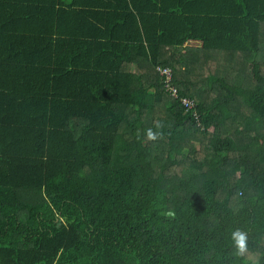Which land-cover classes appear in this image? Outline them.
<instances>
[{"label":"trees","instance_id":"trees-1","mask_svg":"<svg viewBox=\"0 0 264 264\" xmlns=\"http://www.w3.org/2000/svg\"><path fill=\"white\" fill-rule=\"evenodd\" d=\"M14 1L0 264H233L237 227L264 253V0Z\"/></svg>","mask_w":264,"mask_h":264},{"label":"clouds","instance_id":"clouds-1","mask_svg":"<svg viewBox=\"0 0 264 264\" xmlns=\"http://www.w3.org/2000/svg\"><path fill=\"white\" fill-rule=\"evenodd\" d=\"M165 124L157 120L154 128H148L144 132V137L149 142H157L164 138ZM229 239L233 248V264H264V253H253L250 248V234L246 229L233 228L229 233Z\"/></svg>","mask_w":264,"mask_h":264},{"label":"crops","instance_id":"crops-1","mask_svg":"<svg viewBox=\"0 0 264 264\" xmlns=\"http://www.w3.org/2000/svg\"><path fill=\"white\" fill-rule=\"evenodd\" d=\"M232 0L230 1H227V3H230ZM103 3L104 0H79V1H76L74 2V0H32V1H23L22 3ZM145 2H149L150 1H145ZM203 1H200V0H196V3H202ZM0 3H16L14 0H0ZM105 3H111L110 1L106 0ZM114 3H125L124 0H116ZM204 3H207V1H204ZM213 3H218V0H213ZM207 4H210V3H207ZM200 7H203L200 6ZM231 7L233 8H237L238 6L237 5H231ZM199 8V7H197ZM3 19L5 22L6 21V18H7V13L5 12L4 15H3ZM22 18V17H20ZM264 29V28H262ZM201 42L198 41V40H188L185 42V45H188V46H200ZM168 52L164 51V54H167ZM234 62H238V61H233L231 63H234ZM129 69L131 71H135V66L133 65H129Z\"/></svg>","mask_w":264,"mask_h":264},{"label":"built area","instance_id":"built-area-1","mask_svg":"<svg viewBox=\"0 0 264 264\" xmlns=\"http://www.w3.org/2000/svg\"><path fill=\"white\" fill-rule=\"evenodd\" d=\"M156 69L160 72L161 75L164 76V85L167 88L168 92L176 97L177 96V89L176 87L172 84V72L170 70V68L168 67H161V66H157ZM182 103L186 104L187 106L192 105V101L191 99H186V98H182Z\"/></svg>","mask_w":264,"mask_h":264},{"label":"rangeland","instance_id":"rangeland-1","mask_svg":"<svg viewBox=\"0 0 264 264\" xmlns=\"http://www.w3.org/2000/svg\"><path fill=\"white\" fill-rule=\"evenodd\" d=\"M232 65L231 62H227L225 65H224V70L226 73H229V72H234L235 71V68H231L230 66ZM227 70V71H226Z\"/></svg>","mask_w":264,"mask_h":264}]
</instances>
